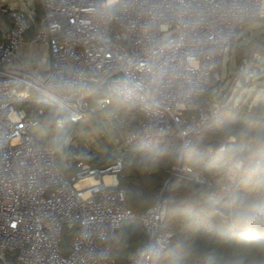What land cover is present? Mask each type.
I'll use <instances>...</instances> for the list:
<instances>
[{"label":"built area","instance_id":"obj_1","mask_svg":"<svg viewBox=\"0 0 264 264\" xmlns=\"http://www.w3.org/2000/svg\"><path fill=\"white\" fill-rule=\"evenodd\" d=\"M42 14L31 34L33 13L0 6L9 23L0 27V264H118L109 242L127 219L140 220L146 241L125 264H167L171 233L161 230L167 199L135 213L119 187L123 156L104 166L84 158L68 174L58 150L34 133L44 109H58L57 123L79 122L107 108L114 97L141 115L138 125L117 137L126 147H150L157 137L180 139L179 155L214 118L221 101L206 95L226 51L248 20L263 15L264 0H40ZM49 52L45 72L23 62L24 46ZM243 81L255 67L241 65ZM35 103L36 110L19 108ZM229 140H234L230 138ZM225 150V145L219 148ZM233 165H226L228 174ZM171 175L213 185L215 176L177 163ZM111 176V180L106 177ZM84 178L93 181L79 186ZM222 188L229 192L226 178ZM233 225L232 210L220 211ZM74 232L64 252V233Z\"/></svg>","mask_w":264,"mask_h":264},{"label":"trees","instance_id":"obj_2","mask_svg":"<svg viewBox=\"0 0 264 264\" xmlns=\"http://www.w3.org/2000/svg\"><path fill=\"white\" fill-rule=\"evenodd\" d=\"M34 11L31 34L36 32L42 14L40 0H35ZM253 19L248 20L245 26ZM259 20L264 23V16ZM235 53L238 66L252 63L257 55L264 56V33L245 45H239ZM216 85L217 82L214 83ZM206 96L210 98L211 91ZM40 106L44 109L42 123L47 134L44 143L56 147L63 138L64 128L57 129V119L62 113L52 106ZM18 107L30 111L38 109L37 104L27 102L20 103ZM137 114L123 99L114 97L107 108L92 116L98 121L105 120L110 132L121 136L139 124L141 115ZM231 137L234 140H229ZM259 138H264V92L250 107H239L229 99L222 101L218 114L192 137L191 146L181 157L178 152L180 139L175 136L157 137L150 147L139 143L127 147L122 155L118 180L119 187L125 190L128 206L135 213H141L155 203L157 196L167 199L166 217L161 226L163 232L171 233L162 256L165 263L264 264V237L260 235L264 226L237 227L225 222L220 211L229 212V207L219 195L215 183L203 184L170 173L180 163L192 165L208 176H216L225 172L234 153L231 147L239 150ZM213 142L219 144L218 149H213ZM222 145H225V150L220 151ZM113 148L103 133L100 142L95 144L97 155L91 162L98 166L106 165L113 160ZM70 150L77 152L74 148ZM74 162L65 169L68 174L73 171ZM118 236L121 237L120 242L114 239L109 246L117 263L125 264L129 253L146 241L145 228L140 220L127 219L122 223Z\"/></svg>","mask_w":264,"mask_h":264},{"label":"rangeland","instance_id":"obj_3","mask_svg":"<svg viewBox=\"0 0 264 264\" xmlns=\"http://www.w3.org/2000/svg\"><path fill=\"white\" fill-rule=\"evenodd\" d=\"M3 5L11 8L20 7L29 14L35 12V0H0V6ZM263 16L264 11L263 15L254 18L251 23L246 25L241 31L239 40L226 51L223 63L218 68L222 80L217 82V85L211 90L210 99L221 102L229 99V102H234L239 107H250L257 103L260 95L264 92V56L257 55L252 63H246L247 69L249 67L256 69V77L247 84L243 81V72L241 66H238L235 51L239 45H245L254 37L264 33V23L259 20ZM6 20V13L0 12V25L6 24ZM44 48L42 56L43 61L46 62L48 50L46 47ZM137 115L140 116L139 113ZM62 128H64L63 138L56 146L58 150L56 161L63 169H69L74 160L78 158L87 160L95 158L97 155L95 144L100 142L103 133L114 146L111 159L123 155L127 149L126 146L118 143V136L110 132L105 120L98 121L92 115L77 124H73L67 119L62 124L57 123L58 131ZM32 131L41 141L46 140L47 134L42 127L36 126ZM70 148L76 149L77 152H73ZM231 148L234 153L228 165L235 163L237 165L228 174L220 172L215 176L218 193L223 198L225 205L232 210L233 222L237 227L264 226V221L256 220V217L264 212V138L252 140L244 148L241 146L239 150ZM68 150L69 153H67ZM226 178L230 185L229 192H225L222 188ZM260 235L264 237V232Z\"/></svg>","mask_w":264,"mask_h":264},{"label":"crops","instance_id":"obj_4","mask_svg":"<svg viewBox=\"0 0 264 264\" xmlns=\"http://www.w3.org/2000/svg\"><path fill=\"white\" fill-rule=\"evenodd\" d=\"M8 21H9V19L7 18L6 23ZM3 25H5V24H3ZM1 26L2 25H0V27ZM43 46H42V44L41 45L36 44L33 46L22 47L21 50L19 51V55L22 57L23 62L14 58L10 61V63L17 66V67H20V66L25 64L32 69H35V70H38L41 72H45L48 68L50 58H49V52H47V55H48L47 61L46 62L43 61L42 50L45 49L44 47H46V46H44V47ZM46 49H47V47H46ZM106 179L111 180V177L108 176V177H106ZM80 182L78 185L83 186V184H81Z\"/></svg>","mask_w":264,"mask_h":264},{"label":"water","instance_id":"obj_5","mask_svg":"<svg viewBox=\"0 0 264 264\" xmlns=\"http://www.w3.org/2000/svg\"><path fill=\"white\" fill-rule=\"evenodd\" d=\"M219 144L217 142H213V149H218ZM74 236V232L71 233H64V252L68 254L71 251V240ZM112 241V236H109L103 243L106 245L108 242ZM15 264H18L17 262Z\"/></svg>","mask_w":264,"mask_h":264},{"label":"bare ground","instance_id":"obj_6","mask_svg":"<svg viewBox=\"0 0 264 264\" xmlns=\"http://www.w3.org/2000/svg\"><path fill=\"white\" fill-rule=\"evenodd\" d=\"M263 11H264V9H263ZM108 177V176H107ZM111 177V176H110ZM112 178V177H111ZM91 181H93V179L92 178H84V179H82V181L80 182L81 184H83V185H86V184H88L89 182H91Z\"/></svg>","mask_w":264,"mask_h":264},{"label":"clouds","instance_id":"obj_7","mask_svg":"<svg viewBox=\"0 0 264 264\" xmlns=\"http://www.w3.org/2000/svg\"><path fill=\"white\" fill-rule=\"evenodd\" d=\"M256 220H257L258 222H260V221H264V212H262L261 214H259V215L256 217Z\"/></svg>","mask_w":264,"mask_h":264}]
</instances>
